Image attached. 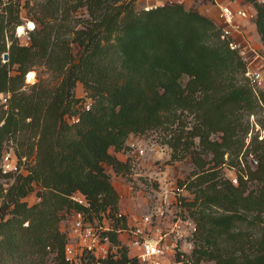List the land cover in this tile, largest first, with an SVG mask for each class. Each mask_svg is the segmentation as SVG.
Instances as JSON below:
<instances>
[{
  "label": "trees",
  "instance_id": "trees-1",
  "mask_svg": "<svg viewBox=\"0 0 264 264\" xmlns=\"http://www.w3.org/2000/svg\"><path fill=\"white\" fill-rule=\"evenodd\" d=\"M245 1L255 9L264 54V1ZM134 2H38L39 23L22 44L15 35L20 3L0 0V53L8 51L6 61L0 58V264H73L61 226L72 210L127 228L106 164L128 175L130 161L111 147L126 150L131 135L151 132L171 148L170 161L193 162L180 181L193 193L179 197L182 213L197 223L184 264H264V136L246 146L264 89L255 91L246 59L209 14L177 0L139 9ZM36 63L59 71L60 82L24 88ZM78 82L86 96L76 95ZM10 146L20 159L34 155L26 172L3 170ZM243 157L233 182L224 165H241ZM78 191L89 206L73 200ZM110 235L117 250L104 261L135 264L118 233Z\"/></svg>",
  "mask_w": 264,
  "mask_h": 264
},
{
  "label": "rangeland",
  "instance_id": "rangeland-1",
  "mask_svg": "<svg viewBox=\"0 0 264 264\" xmlns=\"http://www.w3.org/2000/svg\"><path fill=\"white\" fill-rule=\"evenodd\" d=\"M15 1H18L21 7L20 15L22 22L20 25L29 19L34 20L36 24L39 23L36 21V17L39 16L41 12L38 8V2H43L44 0H29V2H27V0ZM165 1L167 0H135L134 4L136 8L139 9L160 4ZM177 1H182L186 6L199 8L203 12L209 14L218 23H224L223 19L220 17L219 5L213 0ZM239 1L244 5L240 4ZM220 2H222V4H229L235 8L241 6L248 11L255 12L254 7L245 0H220ZM73 14L75 16L76 13H72V16ZM236 22L240 28L238 39H240L242 44L246 45L247 48H254L262 53V41L255 28L256 26L253 18L239 17L236 19ZM72 34L71 32L67 34L66 37L71 38ZM17 38L19 42H22L19 37ZM7 41V44H10L8 37ZM76 48L77 47H75V49ZM29 74H32V76H29ZM61 77L62 75L59 71L51 69L44 63H36L32 66L30 72H27L25 75L27 85H25L24 88L30 90L34 83H42L53 87L60 82ZM75 92L77 96L87 95V91L81 82L77 83ZM5 96H7L6 93H4L2 97ZM90 102L91 99L86 97L85 103L90 104ZM249 119L250 131L246 138V146L255 134H258L259 138L264 136V106H259L254 113L250 114ZM12 143L13 142H10L8 145H12ZM129 144L130 148L121 151H116L114 147H111V151L119 158L124 160L128 159L130 161L131 168L128 175L116 173L110 164H106V170L110 173L111 180L120 195V212L127 216L128 226L120 233L121 240L127 245L132 237V230L143 228L145 232L158 233V226H164L168 222V218L173 217L175 214H184L182 213L183 209L179 202V197L184 195L187 199H192L193 193H191L185 185H180V181L184 180L194 168L190 157L170 161L171 148L167 144L161 143L155 132L146 135H131ZM246 146H244L243 151L246 150ZM141 148L144 150L141 151ZM9 149L13 150V147L10 146ZM225 157L228 160L230 159L228 153H226ZM247 157L252 166L258 163L255 161V159L258 160V158L254 153H249ZM33 162V154L23 155L20 159L22 171L26 172ZM242 162H244V157L241 158V165L238 163L233 165L225 163L224 168L226 174L230 177L236 176L238 178V170L244 165ZM38 199L35 192L28 195V200L30 202H34ZM161 211H163V214H161ZM98 221L99 220L95 218L92 223ZM107 221L111 222L110 219ZM72 222L73 217L70 211L65 214V217L61 221V226L67 232L68 237ZM68 241H70L73 250H75L78 246L77 242L71 236ZM203 264H213V262L207 261L203 262Z\"/></svg>",
  "mask_w": 264,
  "mask_h": 264
},
{
  "label": "built area",
  "instance_id": "built-area-1",
  "mask_svg": "<svg viewBox=\"0 0 264 264\" xmlns=\"http://www.w3.org/2000/svg\"><path fill=\"white\" fill-rule=\"evenodd\" d=\"M220 8V17L223 19V37L230 39V45L237 48L247 61L245 75L249 79L251 85L258 92L264 89V54L254 48H247L238 39L240 31L236 19L254 18L255 12L238 6L233 7L229 4H222L220 0H213ZM264 1V0H262ZM157 5V4H155ZM152 5V6H155ZM152 6H146L149 8ZM23 29L20 30V24L16 26V35L22 40V44H29L31 41V32L36 28L34 20L29 19L21 24ZM9 46V44H7ZM253 51V52H250ZM8 51L0 53L2 61H6L5 54ZM90 108V104L86 105ZM144 149L141 148V151ZM258 162L257 159H255ZM2 168L5 172L22 171L20 166V158L12 149L5 150L2 157ZM233 182H237L236 176L232 177ZM73 200L90 205L85 194L78 191L72 194ZM163 214V211H161ZM71 216L73 222L69 237L77 242L78 246L73 250L70 241L67 243V258L73 264H85L86 260L92 259L90 264H108L104 258L113 254L117 250L116 243L112 240L110 231L115 230L120 237L121 231L126 228H114L110 218L104 216L102 220L92 223L87 219L86 214L80 210H72ZM163 228V230H162ZM197 231L196 221L188 214H175L168 218V222L157 228L158 233L145 232L143 228L132 230V237L129 240V254L136 256L135 264H184L187 254H189L194 246L193 238ZM88 264V263H86Z\"/></svg>",
  "mask_w": 264,
  "mask_h": 264
},
{
  "label": "bare ground",
  "instance_id": "bare-ground-1",
  "mask_svg": "<svg viewBox=\"0 0 264 264\" xmlns=\"http://www.w3.org/2000/svg\"><path fill=\"white\" fill-rule=\"evenodd\" d=\"M19 29L22 30L23 29V26L20 25V28ZM29 76H32V74H29Z\"/></svg>",
  "mask_w": 264,
  "mask_h": 264
},
{
  "label": "water",
  "instance_id": "water-1",
  "mask_svg": "<svg viewBox=\"0 0 264 264\" xmlns=\"http://www.w3.org/2000/svg\"><path fill=\"white\" fill-rule=\"evenodd\" d=\"M7 58H8V53L5 54V59H7Z\"/></svg>",
  "mask_w": 264,
  "mask_h": 264
},
{
  "label": "crops",
  "instance_id": "crops-1",
  "mask_svg": "<svg viewBox=\"0 0 264 264\" xmlns=\"http://www.w3.org/2000/svg\"><path fill=\"white\" fill-rule=\"evenodd\" d=\"M244 1V0H243ZM240 4H243L242 2L239 1ZM244 5V4H243ZM256 26V25H255ZM256 28V27H255ZM257 30V29H256Z\"/></svg>",
  "mask_w": 264,
  "mask_h": 264
}]
</instances>
